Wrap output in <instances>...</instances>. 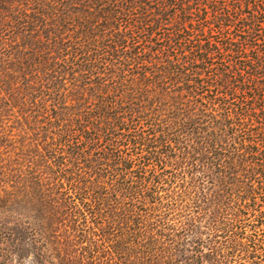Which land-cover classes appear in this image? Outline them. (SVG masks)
<instances>
[{
  "label": "trees",
  "instance_id": "obj_1",
  "mask_svg": "<svg viewBox=\"0 0 264 264\" xmlns=\"http://www.w3.org/2000/svg\"><path fill=\"white\" fill-rule=\"evenodd\" d=\"M264 264V0H0V264Z\"/></svg>",
  "mask_w": 264,
  "mask_h": 264
},
{
  "label": "rangeland",
  "instance_id": "obj_2",
  "mask_svg": "<svg viewBox=\"0 0 264 264\" xmlns=\"http://www.w3.org/2000/svg\"><path fill=\"white\" fill-rule=\"evenodd\" d=\"M9 264H15V263H9Z\"/></svg>",
  "mask_w": 264,
  "mask_h": 264
}]
</instances>
